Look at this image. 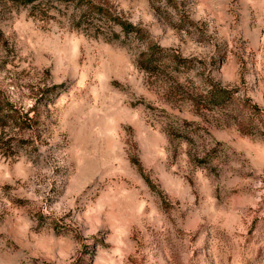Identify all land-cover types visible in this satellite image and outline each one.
Segmentation results:
<instances>
[{
	"label": "rangeland",
	"instance_id": "374dc122",
	"mask_svg": "<svg viewBox=\"0 0 264 264\" xmlns=\"http://www.w3.org/2000/svg\"><path fill=\"white\" fill-rule=\"evenodd\" d=\"M25 2L0 0V264H264V0Z\"/></svg>",
	"mask_w": 264,
	"mask_h": 264
},
{
	"label": "trees",
	"instance_id": "16d2710c",
	"mask_svg": "<svg viewBox=\"0 0 264 264\" xmlns=\"http://www.w3.org/2000/svg\"><path fill=\"white\" fill-rule=\"evenodd\" d=\"M32 1H35V0H26L25 3H31ZM127 30H129L130 28H126Z\"/></svg>",
	"mask_w": 264,
	"mask_h": 264
}]
</instances>
